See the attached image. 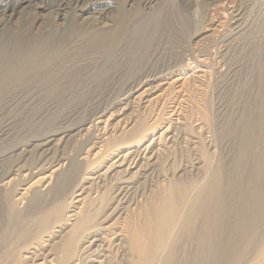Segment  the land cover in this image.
<instances>
[{"label": "rangeland", "instance_id": "1", "mask_svg": "<svg viewBox=\"0 0 264 264\" xmlns=\"http://www.w3.org/2000/svg\"><path fill=\"white\" fill-rule=\"evenodd\" d=\"M248 1L246 32L224 56L216 55L230 32L222 2L214 5L221 25L208 24L191 43L208 56L204 68L182 69L181 85L143 97L140 90L126 109L105 110L98 149L79 150L86 131L74 132L61 153L84 156L78 172L61 176L46 199L27 195L13 205L19 216L10 210L0 219V264H138L137 248L146 264H264V0ZM194 6L185 8L193 13ZM197 28L194 21L189 32ZM20 122L11 128H22ZM143 149L151 160L139 155L138 168L106 172L116 154ZM30 176L20 188L40 175ZM126 180L130 190L114 201L115 186ZM171 201L175 213L156 246L154 217ZM35 204L40 212L26 214ZM94 234L98 241L89 246Z\"/></svg>", "mask_w": 264, "mask_h": 264}, {"label": "bare ground", "instance_id": "2", "mask_svg": "<svg viewBox=\"0 0 264 264\" xmlns=\"http://www.w3.org/2000/svg\"><path fill=\"white\" fill-rule=\"evenodd\" d=\"M236 1L0 0V219L11 211L19 216L13 205L27 195L46 199L61 176L78 172L84 156L68 160L61 150L73 134L83 131L78 149H98L96 126L108 108L126 109L134 93L141 90V97L150 96L166 85L179 86L186 79L182 69L204 68L208 56L198 55L191 43L208 32V24L221 25L214 5L222 2L230 32L222 36L224 48L216 55L224 56L225 47L246 32L247 8L252 3ZM190 2L196 5L193 13L185 8ZM194 21L198 28L190 33ZM185 59L190 61L184 63ZM15 121H21L22 128H11ZM28 131L35 134L26 137ZM133 152L116 154L106 172L132 170L140 156L151 160L146 149L138 151V156H131ZM4 162L10 163L2 169ZM33 174L40 176L31 186L20 188L27 183L24 177ZM127 180L118 181L111 196L114 201L126 197ZM14 181L19 188L13 187ZM39 184L41 188L35 187ZM39 209L35 204L21 211L32 215ZM174 213L172 201L156 211V246L157 236L170 226ZM4 226L1 221L0 233ZM91 238L88 245L94 246L98 238L96 234ZM137 249L138 264H146L144 252Z\"/></svg>", "mask_w": 264, "mask_h": 264}]
</instances>
